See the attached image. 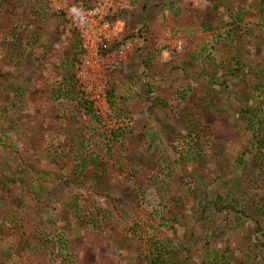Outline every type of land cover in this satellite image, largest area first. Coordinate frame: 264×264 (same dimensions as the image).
Segmentation results:
<instances>
[{
    "label": "rangeland",
    "instance_id": "1",
    "mask_svg": "<svg viewBox=\"0 0 264 264\" xmlns=\"http://www.w3.org/2000/svg\"><path fill=\"white\" fill-rule=\"evenodd\" d=\"M123 6L83 76L63 11L0 0V264H264V0Z\"/></svg>",
    "mask_w": 264,
    "mask_h": 264
},
{
    "label": "built area",
    "instance_id": "2",
    "mask_svg": "<svg viewBox=\"0 0 264 264\" xmlns=\"http://www.w3.org/2000/svg\"><path fill=\"white\" fill-rule=\"evenodd\" d=\"M50 6L57 12L63 11L71 22L82 50L78 68L80 74L88 76L107 53L109 44L116 37L115 25L110 21L119 10L123 9L124 0H96L91 7L78 6L66 10V0H49ZM178 43L177 49H180ZM99 64V65H98Z\"/></svg>",
    "mask_w": 264,
    "mask_h": 264
},
{
    "label": "trees",
    "instance_id": "3",
    "mask_svg": "<svg viewBox=\"0 0 264 264\" xmlns=\"http://www.w3.org/2000/svg\"><path fill=\"white\" fill-rule=\"evenodd\" d=\"M86 3V2H85ZM77 37V36H76ZM76 43L78 44V45H76ZM71 49L73 50V52H72V58H71V61L73 62V63H76L77 62V60H78V57H80L81 55H82V50H81V46H80V41H79V39H78V37L77 38H75V41H74V44L71 46ZM73 78H74V75H70V76H68L67 78H66V81L67 82H72L73 81ZM110 96H111V93L109 94ZM79 103H80V105H83L84 107H86L85 105L87 104V102H82V99L80 98H78L77 97V99H76ZM57 192V191H56ZM234 209V208H233ZM232 209V210H233ZM234 211V210H233ZM210 257V260H212V258L213 257H217V254L214 252V251H212V252H208L207 253V256H206V258H207V260H209L208 258ZM158 259V258H157ZM156 261V260H155ZM157 262V261H156ZM161 263H163V262H161Z\"/></svg>",
    "mask_w": 264,
    "mask_h": 264
}]
</instances>
